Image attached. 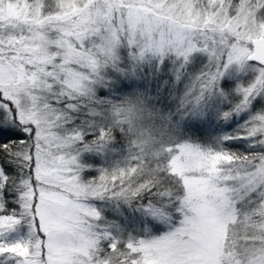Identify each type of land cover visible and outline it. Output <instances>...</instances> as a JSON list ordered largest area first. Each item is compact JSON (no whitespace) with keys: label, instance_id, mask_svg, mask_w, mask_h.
I'll list each match as a JSON object with an SVG mask.
<instances>
[{"label":"snow or ice","instance_id":"1","mask_svg":"<svg viewBox=\"0 0 264 264\" xmlns=\"http://www.w3.org/2000/svg\"><path fill=\"white\" fill-rule=\"evenodd\" d=\"M146 63L150 89L116 75ZM128 97L166 129L152 152ZM0 264H264V0H0Z\"/></svg>","mask_w":264,"mask_h":264},{"label":"rangeland","instance_id":"2","mask_svg":"<svg viewBox=\"0 0 264 264\" xmlns=\"http://www.w3.org/2000/svg\"><path fill=\"white\" fill-rule=\"evenodd\" d=\"M165 70H167V68H165ZM167 71L169 73V76L173 75L172 66H171L170 71H169V69ZM178 87H179V89H181V93H182L183 85L180 86V84H179ZM174 95H176V93H174ZM173 99H174V97L171 96V99L169 102L171 103L173 101ZM175 103L176 102H174V101L172 102L173 108L175 107ZM157 107H160V105H157ZM177 119H178V117H177ZM201 120H203V118H201L200 120H197L195 118L191 119L190 121L187 122L188 127H189L190 122H193L196 126H198L199 124L202 125ZM152 121L153 120L149 119V123H152ZM156 122H157V125L159 126V128L162 130L161 133L157 136V139H159L161 137V134L166 132V129H165L164 125H162V123L158 119L156 120ZM198 122H199V124H198ZM188 127L184 128L183 126H181L180 130L183 131L187 136H190L194 140L205 141L208 137L215 135L214 133H212L211 129L207 130V129H201V128L194 131L195 134L193 135L191 132H189L190 130ZM202 127H203V125H202ZM166 138L167 137L165 136V139ZM126 148L127 147L119 148V147H116V146L112 145L111 143H109L104 151H102V152H94V151L87 152V153H85V156H86V154L91 153L93 155V157H96V155L100 154L102 162L105 163L108 161L109 164H111V166H112V165L116 164L117 162L121 161L123 155L125 154ZM92 155H90V157H92ZM93 174L94 173L90 170L86 171V173H85L86 177H88V178H94ZM97 203L99 204V202H97ZM113 205H115L114 208H113ZM101 206L103 208L104 215H106L109 220H115L117 223H121L122 226H124L127 229V231H129V232H132L133 230H136L137 232H139V230L145 229V228L150 229L153 232H155V229L152 228L151 224H145V223H141V222H136L134 220H128V215H129V213L132 212V208L128 207L127 205H124V208H127V212H125L123 210V208L120 207V202H118V201H110L107 204H102ZM137 215H139V213H137ZM117 217H119L122 221L120 219L117 220ZM153 223H158V222L153 221ZM158 227L161 231L163 230L162 225H158Z\"/></svg>","mask_w":264,"mask_h":264},{"label":"trees","instance_id":"3","mask_svg":"<svg viewBox=\"0 0 264 264\" xmlns=\"http://www.w3.org/2000/svg\"><path fill=\"white\" fill-rule=\"evenodd\" d=\"M124 55L126 56V53H124ZM164 63L168 64L167 70L169 69V71H170L171 66H172L171 62L165 61ZM162 65L163 64H161L158 67L157 72H156L155 75L156 76H163V79L160 81V84L162 85L160 91H161V93L163 95H167V93H164V91H163V86L166 84V82L169 79V73H168L167 70H165V68H163ZM200 66H201V63H197L196 64V68H199ZM116 74L120 76L121 80H124L125 85H128V84L132 83L133 81H136L137 83L143 82L145 80V76H147V82H148V85H149V89L151 88V84H152L153 79H154L150 63L141 64L138 68H134L132 70V72L129 75H127V76L122 75L120 73H116ZM114 83H119V81L114 80ZM182 85H183V83H180V86H182ZM183 87H184V85H183ZM139 91H144V90L143 89H139ZM99 94L100 93H99V90H98V95ZM149 94L153 95L151 93H149ZM154 99H158V97H154ZM170 99H171V96H169V101H170ZM169 101H165V103H168ZM81 119H82V117H77V123H79ZM198 124H199V122H198ZM202 125H203V127H202ZM202 125L199 124L198 126H196L193 122H190L189 123V127H188L189 130H190L189 132H191L194 135L195 134L194 131H196L197 129L201 128V129H207V130L211 129L212 133L215 134V132L213 131V128L215 127V125L209 126L206 123H202ZM4 135H5V137H7L9 139V142H11V140L15 138L10 133H5ZM109 143H111L112 145H114L116 147H119V148L127 147V140L124 139L122 134H120L118 131L114 133V138ZM90 155H92V154L91 153L90 154H86V156H90ZM92 157H93V155H92ZM100 159H101V155L98 154V155H96V157H94V159L90 158V160L88 161L89 163H93L94 164V167L90 170V171H92L94 173L93 174L94 177L98 176L99 173H98V171L96 169H98L99 167H109V166H111V164H109L108 161L103 163L102 159L101 160ZM8 171L10 173H12V172H14V169L9 167ZM7 195H8L9 200H11V198H12L11 194H7ZM13 206H14L13 204H11V203L9 204V207H13ZM114 207H115V205H113V208ZM105 217L108 219V217L106 215H105ZM140 234H142V233H140Z\"/></svg>","mask_w":264,"mask_h":264},{"label":"clouds","instance_id":"4","mask_svg":"<svg viewBox=\"0 0 264 264\" xmlns=\"http://www.w3.org/2000/svg\"><path fill=\"white\" fill-rule=\"evenodd\" d=\"M138 99L143 98L128 97L127 100L129 105L135 106V110L132 113L133 138L138 142H144L143 146L146 152H152L155 148L152 139H149V137L157 139L162 130L157 125L156 120L149 123L148 112L151 110V106L148 105L147 101H144L143 105H141L138 103Z\"/></svg>","mask_w":264,"mask_h":264}]
</instances>
